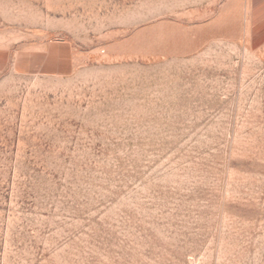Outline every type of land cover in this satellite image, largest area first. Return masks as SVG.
I'll return each mask as SVG.
<instances>
[{
	"label": "rangeland",
	"instance_id": "374dc122",
	"mask_svg": "<svg viewBox=\"0 0 264 264\" xmlns=\"http://www.w3.org/2000/svg\"><path fill=\"white\" fill-rule=\"evenodd\" d=\"M255 14L0 0V264H264Z\"/></svg>",
	"mask_w": 264,
	"mask_h": 264
},
{
	"label": "crops",
	"instance_id": "0c3cea01",
	"mask_svg": "<svg viewBox=\"0 0 264 264\" xmlns=\"http://www.w3.org/2000/svg\"><path fill=\"white\" fill-rule=\"evenodd\" d=\"M251 5L252 10L256 12V14L254 15V19H264V0H251Z\"/></svg>",
	"mask_w": 264,
	"mask_h": 264
}]
</instances>
